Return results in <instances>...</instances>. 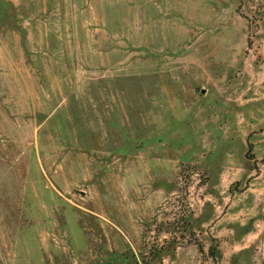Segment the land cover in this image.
<instances>
[{"label": "rangeland", "instance_id": "1", "mask_svg": "<svg viewBox=\"0 0 264 264\" xmlns=\"http://www.w3.org/2000/svg\"><path fill=\"white\" fill-rule=\"evenodd\" d=\"M0 264H264V0H0Z\"/></svg>", "mask_w": 264, "mask_h": 264}]
</instances>
